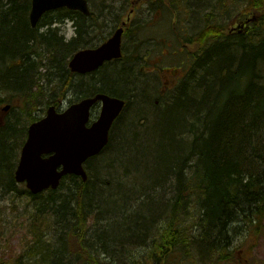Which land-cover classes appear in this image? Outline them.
<instances>
[{
  "label": "trees",
  "instance_id": "16d2710c",
  "mask_svg": "<svg viewBox=\"0 0 264 264\" xmlns=\"http://www.w3.org/2000/svg\"><path fill=\"white\" fill-rule=\"evenodd\" d=\"M244 1L251 25L235 33L216 16L225 0L208 5L203 26L189 39L205 50L167 97L158 103L154 96L144 100L149 110H138L127 131L118 130L128 121L120 115L102 152L86 160L84 181L65 175L56 189L26 192L36 201V212L50 217L57 229L53 242L39 241L40 264H112L123 258L131 264L234 262L238 230L243 235L261 231L264 0ZM30 2L0 0V105L7 101L11 110L0 117V186L5 191L17 189V153L28 123L39 118L34 113L58 106L56 95L40 85V68L59 70L61 88L75 87L66 61L77 45L58 34L49 16L31 27ZM84 27L81 22L79 36ZM111 67H102L89 81L80 79L86 86L79 93L136 96L128 76L101 82ZM116 145L111 162L99 164ZM117 169L122 172L115 174ZM114 176L126 177L125 185L118 181L116 187Z\"/></svg>",
  "mask_w": 264,
  "mask_h": 264
},
{
  "label": "rangeland",
  "instance_id": "374dc122",
  "mask_svg": "<svg viewBox=\"0 0 264 264\" xmlns=\"http://www.w3.org/2000/svg\"><path fill=\"white\" fill-rule=\"evenodd\" d=\"M122 2L123 1L120 2L119 0L102 1L103 4H106L105 7L107 9H110V7L112 6L110 11L109 12L105 11L106 8L102 7L103 13L100 15L99 19L97 17L89 19L91 22H94V20L98 21L96 25H94L95 28L93 27V29L92 27H87V24L84 22L86 26L85 28L86 29L91 28V29H89V32L86 33L87 31L86 30L85 33H83L81 36L75 38L76 40L74 41H75V45H77V48L96 46L101 44V42L106 39L104 35H106L109 31H111L109 18L113 16L112 11L114 10L116 5L119 6L121 5ZM225 2H226L224 6L225 8H223V10H218V13L216 14L217 18H219L221 22H223V24L226 25L228 31L229 29H232V32L235 33L244 30L245 28H242L241 23H238L236 19L240 18L242 14L249 12L250 10L249 5H246L244 7L245 4L244 0H242V2L241 0H225ZM239 2L243 4L234 5L235 3H239ZM99 3L101 4V1ZM204 4L207 5L211 4V0H204ZM192 9H193V4L189 10L188 9L182 10V12H180V14H182L181 16H179V14L178 16H173L171 12L165 11V14H168L166 19L163 20V22H161L162 19L157 20V24L155 27L156 31H153L152 33L146 30L134 35L125 33L123 35L124 37L123 60H127V61L132 60L131 58L136 55L142 57V55H144L146 52L147 46L151 44L149 41L152 40L151 38H154V40L158 38L160 42H165V43L171 41L172 46L177 45L176 44L177 40L175 39L176 34H180L182 35L183 38L187 39L188 34H192L195 31L199 30L204 24L202 17L204 16L205 13L199 16V20H196L195 16H193L194 12L192 11ZM208 10H210V8L207 6V8L205 9L203 8L202 11L208 12ZM144 16H140V19H143ZM182 17H183V21H182ZM246 17H251L250 12L247 13L245 17H243L241 20L246 19ZM142 22H145V20L134 21V23L136 24H141ZM151 23H152L151 20H147L143 25H147V24L149 25ZM167 23L171 25H178L179 23H183L184 25L188 26L189 31L183 30L181 32V30L179 29L175 32H169L165 26ZM90 24L91 23H89L88 25ZM54 27H57L59 29L58 34L62 35L64 40L70 39L74 35V28H72V26L70 25V21L69 22L66 21V23L62 22L61 24H56ZM44 29L45 27L40 28L39 30L44 31ZM146 32H149L151 34H147ZM189 46H191L194 49L197 48L195 43H190ZM72 54L73 52L68 56L66 61L67 64H68V59L71 57ZM181 61H183L182 65H185L190 60L173 59L169 61H164L163 63L169 65L171 68H178L177 65L180 64ZM143 64L144 63L113 65L114 67H111L110 69L107 68L105 71H103L102 75L100 76L101 82L111 81L110 83H113V81L118 79V74L120 75L122 74L123 78L128 76V78H130L131 81H134L135 87L133 92L136 94V96L130 97V101H128L130 105L126 107L122 115L124 117L123 121L124 122H126L127 120L128 121L125 126L124 124H119L118 130H124L126 128L127 129L130 128L129 126L133 122V119H135L138 110L140 109L144 111L149 110V107L148 108L146 107L147 106L146 103L149 102L151 96L152 97L154 96L153 92L157 83L154 78L155 74L148 73L147 70L149 67L153 66V64L147 63L148 65H145L144 68L147 70L146 75L143 74V72L140 70V66ZM190 67L191 65L187 66L189 70L191 69ZM161 68H162V64L158 63L154 65L153 70L158 75ZM40 72L43 74L42 79L40 80V85L43 86L44 92H48L49 96H51L52 94L56 95L54 99H57V104H58L57 108L59 110L66 108V106L69 105L70 101L76 98L75 94L78 93V88L76 86L75 87L71 86L69 89L61 88V85L59 83L60 76L58 74L60 73V71L57 69L54 71L52 69V71L49 73V71H47V66L45 65L44 67L40 68ZM80 79H83L85 81L87 80L86 78H80ZM80 79L76 78L74 80V83L76 84L77 82L80 81ZM139 92L142 94L145 93V96L142 97V94L139 96L138 95ZM145 99H147L146 103L144 102ZM5 105H8L7 101L2 102L0 108ZM44 109L45 110L47 109L46 105L44 106ZM10 111L11 110L9 109L1 110L0 117L3 118ZM34 114H36L35 116H38L40 118L45 115V111L43 112L39 110ZM156 117L157 115H155L153 118ZM114 129L115 128H113L112 133L114 132ZM115 133L116 132H114V134ZM116 148H118V145L113 146L112 148L109 149V151L105 152V154L102 155L100 160H98L99 164L101 163L102 165H104L108 161L111 162L115 154L114 149ZM17 154L19 157V151ZM84 167L86 168V163L84 164ZM115 172H116L115 174H118L122 171L120 169L119 172L117 169V171L115 170ZM116 179H117L116 176L112 178L114 184L119 181L121 184L125 185L123 181L124 179H126V177H122L119 180ZM67 183L68 182L66 181L65 184L67 185ZM15 186H16L15 188L17 189L12 191L11 190L5 191L0 186V264H40L42 261L38 254V251L40 250L39 248L41 247V243H39V241L41 240V242L46 241L50 243L53 242L54 240H52V238L54 237L57 229L54 227V225H52L53 221L50 219V217L44 218L43 214H39L38 212H36L35 210L36 208L34 206V202L36 201H34V199L33 200L30 199L29 195L28 196L26 195V192L28 190L27 188H25V184L15 182ZM115 186L117 187L116 184ZM64 191H65V187L62 189V192ZM58 192H61L60 189H58ZM91 221L92 219H90L88 222L90 226L93 223ZM91 229L92 228H89L90 231ZM240 231L241 230H238V232L233 237L234 239L237 240L240 239L238 241L239 244L236 246L237 248H235L236 260L234 262L222 261L219 264H264V221L262 223V229L257 235L254 234L250 235L247 231H244V235H243V233H241ZM37 237L39 238V240H36ZM112 264H131V261L124 260L123 258L120 260L117 259L115 261H112Z\"/></svg>",
  "mask_w": 264,
  "mask_h": 264
},
{
  "label": "water",
  "instance_id": "95a60500",
  "mask_svg": "<svg viewBox=\"0 0 264 264\" xmlns=\"http://www.w3.org/2000/svg\"><path fill=\"white\" fill-rule=\"evenodd\" d=\"M65 6L88 14L85 0H31L28 16L31 27L37 25L45 12ZM122 30L116 29L97 47L79 49L68 61L70 71L88 73L105 60L120 57ZM96 101L101 102V111L98 119L87 126L90 108ZM8 107L5 105L2 109ZM123 107V99L106 93L83 98L62 111L49 105L45 115L27 127L14 172L16 182H25L30 193L38 194L57 188L67 174H75L84 181L87 174L83 162L101 152L109 140L110 126Z\"/></svg>",
  "mask_w": 264,
  "mask_h": 264
},
{
  "label": "flooded vegetation",
  "instance_id": "af4514ba",
  "mask_svg": "<svg viewBox=\"0 0 264 264\" xmlns=\"http://www.w3.org/2000/svg\"><path fill=\"white\" fill-rule=\"evenodd\" d=\"M85 1H86V5L88 8V14H84L79 9H77V10L70 9V8L65 6V7H60V8H56L54 10H50V11L45 12L38 23H40L41 20H43V18L47 15L50 18H52L54 26L56 24H61L62 22L66 23V21L67 22L70 21V25L72 26V28H74V35H73V37H71L70 39H67V40H73L74 41V40H76L75 38L79 37V35H80V31L78 28L80 26V23L82 22L84 24V22H85L87 24V27H89L90 25L96 24L98 22L97 20H94V22H91L89 19L96 18V17L99 19L100 15L103 13L102 7L106 8L105 7L106 4L102 3V1H105V0H94V1L85 0ZM95 1H98V2H95ZM100 1H101V4L99 3ZM119 1L120 2L123 1V2L121 3V5L115 6L114 10L112 11L113 16H111L109 18L111 31H109L106 35H104V37L106 39H108L116 29H118L119 27L123 28L122 36H121L122 37V43H121V48H120V49H122L121 50L122 56L120 58H112V60H110V61H104L100 66H98L99 68H97L95 70H91L88 73H73L74 74L73 80L76 78L80 79L82 77V78H86L87 79L86 81H89L92 79L93 76H95L97 71L101 70L102 67H105V66L135 64V63H145L146 64L147 62L151 63V64H158L160 61H169V60H173V59L180 60V59L198 58V56L201 55L200 50L197 52H194L193 49H188V47H189V45L187 43L188 41L185 42V41L179 39V38H183V37H182V35L177 34L179 41L176 43L177 44L176 48L172 46L171 41H169L168 43H165V42H160V40L158 38L155 40H154V38H151L153 41L149 40L151 44H149L147 46L146 52L144 55H142V57H140L139 55H136V56H133L131 58L132 60H128V61L123 60V50H124V48H123V38H124L123 35L125 33L134 35V34H138L139 32H142L145 30L152 33L153 31H156L155 27L157 24V20L162 19L161 22H163V20L166 19L168 14H165V11L171 12L173 14V16H178V14H179V16H181L182 14H180V12H182V10H186V9L189 10L190 8L186 7V4H182V5L179 4L178 0H119ZM96 7H97V10H96ZM111 7H110V9H111ZM110 9L106 8L105 11L109 12ZM144 14H145V16H144ZM140 16H144L143 19H140ZM87 20H89V21H87ZM137 20H142V21L145 20V22L147 20H151L152 23L149 25L148 24L143 25L145 22H142L141 24L134 23V21H137ZM182 21H183V17H182ZM89 23H91V24L88 25ZM178 25H179V29L181 30V32L183 30H187V28H188V26L184 25L183 23H179ZM178 25H171V24L167 23L165 26L169 32H175V31H177ZM84 26H85V24H84ZM142 28H144V29H142ZM149 32H146V33L151 34ZM97 46H99V45L89 46V47L93 48V47H97ZM89 47H78V48L76 47L73 50L72 55H74L76 52H78L79 49L89 48ZM202 48H201V50H202ZM169 57H171V58H169ZM182 62L183 61H181L180 64L177 65L178 68H171L169 65H164V67H162L161 73H159L156 76L158 78L157 81H159V87L155 91L156 94L158 95V98L155 100V103H158L163 98L167 97L170 94V90L174 86H176L179 81H181V78L184 76V74L186 72V68L184 65H182ZM144 67H145L144 65L140 66V70L143 72V74L146 75L147 70H148V73H153V70L151 69V67L148 68L147 70ZM76 84L80 85V82H77ZM77 88L79 89L78 93H77L78 95L76 96L75 99L71 100L72 102L81 101V99L84 97H92L97 92H100V91H95V92L93 91V93H92V91H91V93L80 94L79 92L81 91V87L80 88L77 87ZM108 94H110V93H108ZM110 95H112V94H110ZM129 100L126 99V102H125L126 106L128 105ZM71 101H70V103H71ZM101 107L102 106H101L100 101L92 104V107H91L90 113H89L90 118H89L88 125L93 123V121L98 118ZM119 117L114 121V123L112 125L113 128H114L115 122L117 120H119ZM112 130L113 129H111V131H110L111 133H112Z\"/></svg>",
  "mask_w": 264,
  "mask_h": 264
},
{
  "label": "bare ground",
  "instance_id": "6f19581e",
  "mask_svg": "<svg viewBox=\"0 0 264 264\" xmlns=\"http://www.w3.org/2000/svg\"><path fill=\"white\" fill-rule=\"evenodd\" d=\"M216 0H211V3L212 2H215ZM178 3L179 4H186V3H189V0H178ZM193 9H192V11L194 12V14H193V16H195V18H196V20H199V16L201 15V14H203V8L205 9V8H207V4H204V0H194L193 1ZM198 18V19H197ZM199 23V22H198ZM94 25H96V24H93V25H90L89 27H92V29H93V27H94ZM95 28V27H94ZM89 29H91V28H89ZM89 29H85V31H86V33L87 32H89ZM84 31V32H85ZM205 49H203L202 48V52L204 51ZM205 57V56H204ZM75 86L76 87H84V86H86V85H83V84H80V85H78V84H75Z\"/></svg>",
  "mask_w": 264,
  "mask_h": 264
}]
</instances>
